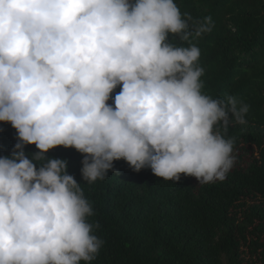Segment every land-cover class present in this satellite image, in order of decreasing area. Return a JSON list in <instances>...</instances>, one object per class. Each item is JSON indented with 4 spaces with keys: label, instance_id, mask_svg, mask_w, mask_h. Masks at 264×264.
I'll list each match as a JSON object with an SVG mask.
<instances>
[{
    "label": "clouds",
    "instance_id": "clouds-1",
    "mask_svg": "<svg viewBox=\"0 0 264 264\" xmlns=\"http://www.w3.org/2000/svg\"><path fill=\"white\" fill-rule=\"evenodd\" d=\"M189 20L174 0H0V122L18 134L0 158V264H90L103 244L67 160L48 159L51 149L83 154L89 183L119 160L163 180H225L234 139L216 126L245 124L248 105L202 93L191 41L212 18L194 31ZM25 145L39 151L28 158Z\"/></svg>",
    "mask_w": 264,
    "mask_h": 264
},
{
    "label": "trees",
    "instance_id": "trees-1",
    "mask_svg": "<svg viewBox=\"0 0 264 264\" xmlns=\"http://www.w3.org/2000/svg\"><path fill=\"white\" fill-rule=\"evenodd\" d=\"M174 3L182 18L191 17L193 31L212 18V30L191 41L200 51L202 93L248 105L245 124L230 117L226 133L216 126L234 139L236 159L225 180L200 185L183 174L178 182L163 180L119 160L105 179L89 183L81 174L85 156L76 149L57 147L46 157L67 160L92 208L86 219L103 244L90 264H264V0ZM169 40L189 46L179 37ZM121 87L110 96L113 107ZM17 136L0 122V158L11 157ZM38 151L24 146L28 158Z\"/></svg>",
    "mask_w": 264,
    "mask_h": 264
}]
</instances>
